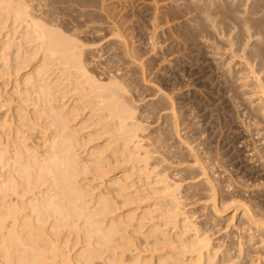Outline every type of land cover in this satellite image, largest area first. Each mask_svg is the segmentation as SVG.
Returning <instances> with one entry per match:
<instances>
[{
    "label": "bare ground",
    "instance_id": "1",
    "mask_svg": "<svg viewBox=\"0 0 264 264\" xmlns=\"http://www.w3.org/2000/svg\"><path fill=\"white\" fill-rule=\"evenodd\" d=\"M32 1L38 0H0V264H186L173 232L157 223L153 200L143 204L147 198L159 199L154 185L162 181L167 209L160 216L166 213L174 221L183 214L176 209L182 202L176 195L179 183L170 184L172 179L161 170L158 179L152 177L160 163L154 155L159 140L144 134L147 128L127 95L126 74L117 71L107 81L98 78L83 56L84 44L64 33L57 23L59 15H52L63 0H39L34 5ZM100 1L103 11L108 0ZM89 14L92 11L83 15ZM154 18L157 21L156 14ZM243 22L246 27L260 25L252 15ZM117 25L115 33L121 37L124 27ZM255 53L260 57L264 47ZM261 65L264 68V60ZM256 80L263 81L260 75ZM260 85L264 96V84ZM139 171L145 175L144 187L136 185L135 174L144 176ZM211 240L199 236L194 241L197 264H206Z\"/></svg>",
    "mask_w": 264,
    "mask_h": 264
},
{
    "label": "rangeland",
    "instance_id": "2",
    "mask_svg": "<svg viewBox=\"0 0 264 264\" xmlns=\"http://www.w3.org/2000/svg\"><path fill=\"white\" fill-rule=\"evenodd\" d=\"M152 1L148 0L155 5H149L146 0H108L105 9L100 11V0H63L56 3L52 15H59L57 23L64 33L73 34L76 41L80 39L77 41L81 42L80 46L85 45L83 56L98 78L107 81L117 71L126 74L127 90L131 91L127 95L148 129L144 134L152 133L159 140L160 147L154 155L161 165L157 164L151 176L158 179L156 174L161 170L172 179L170 184L179 183L181 188L176 195L182 202L176 209L183 214L174 221L166 213L160 216L167 209L164 197L167 192L162 181L154 185L159 199L158 196L147 198L148 202L145 199L143 204L153 202L152 206L157 209L155 215L159 216L157 223L166 224L162 228L173 232L176 250L185 255L186 264L198 263L193 246L199 236L212 239L206 264H264V112H261L264 96L263 89L260 91V84H264L261 65L264 54L259 57L255 53L264 47V0ZM35 2L40 1L31 3ZM106 9L111 15L107 16ZM85 11L92 14L84 16ZM249 15L257 17L260 25L246 27L243 19ZM110 17L118 28L124 27L121 37L115 33L116 25ZM122 38L127 40L123 42ZM118 41L123 43L120 45ZM247 59L250 61L245 62ZM247 63L254 64L251 67L256 75ZM248 67L252 72H248ZM259 75L263 81L258 84L256 76ZM175 131L180 134L176 135ZM135 175L136 185L143 186L145 175L141 178ZM183 218H187L188 226Z\"/></svg>",
    "mask_w": 264,
    "mask_h": 264
}]
</instances>
